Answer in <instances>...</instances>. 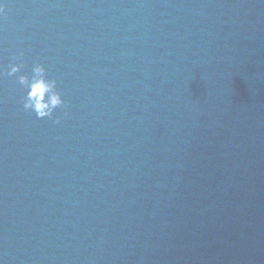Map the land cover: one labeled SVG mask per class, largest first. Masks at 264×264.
<instances>
[{"label":"water","instance_id":"obj_1","mask_svg":"<svg viewBox=\"0 0 264 264\" xmlns=\"http://www.w3.org/2000/svg\"><path fill=\"white\" fill-rule=\"evenodd\" d=\"M4 2L0 264H264V0Z\"/></svg>","mask_w":264,"mask_h":264},{"label":"clouds","instance_id":"obj_2","mask_svg":"<svg viewBox=\"0 0 264 264\" xmlns=\"http://www.w3.org/2000/svg\"><path fill=\"white\" fill-rule=\"evenodd\" d=\"M0 17H7V4L0 0ZM23 53H21V56ZM24 67L22 63L9 65L3 75L17 76ZM18 83L27 91L23 99L25 110L34 111L38 118H51L57 109L66 108L63 93L58 89V82L48 78V70L43 64H35L30 74L18 75ZM61 121L57 119L55 123Z\"/></svg>","mask_w":264,"mask_h":264}]
</instances>
